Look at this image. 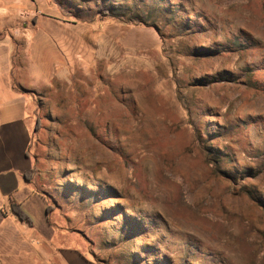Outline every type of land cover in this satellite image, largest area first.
I'll use <instances>...</instances> for the list:
<instances>
[{
	"label": "rangeland",
	"instance_id": "1",
	"mask_svg": "<svg viewBox=\"0 0 264 264\" xmlns=\"http://www.w3.org/2000/svg\"><path fill=\"white\" fill-rule=\"evenodd\" d=\"M11 7L55 46L24 75L32 177L70 242L98 264H264V0Z\"/></svg>",
	"mask_w": 264,
	"mask_h": 264
},
{
	"label": "crops",
	"instance_id": "2",
	"mask_svg": "<svg viewBox=\"0 0 264 264\" xmlns=\"http://www.w3.org/2000/svg\"><path fill=\"white\" fill-rule=\"evenodd\" d=\"M22 1L0 0V5L17 8ZM19 15L0 20V264H98L70 242L76 237L71 229L53 220L60 196L52 201L51 193L38 186L36 173L26 178L36 164L30 153L34 98L29 95L38 83H29L24 74L35 53L45 54L51 68L55 46L50 38L47 42L27 32L30 23L36 25L34 11L28 7ZM50 17L57 16L45 20L54 29Z\"/></svg>",
	"mask_w": 264,
	"mask_h": 264
},
{
	"label": "trees",
	"instance_id": "3",
	"mask_svg": "<svg viewBox=\"0 0 264 264\" xmlns=\"http://www.w3.org/2000/svg\"><path fill=\"white\" fill-rule=\"evenodd\" d=\"M131 19H133V17H131V18H129V20H131ZM214 165H216V163L214 162ZM214 167V166H213ZM216 167V166H215ZM214 167V168H215ZM215 169H218V168H215ZM33 170H31V172L30 173H28V174H26V178L28 179V180H31L33 177ZM14 212L16 213V215L18 216V217H24V215L21 213V211L18 209V208H15L14 207Z\"/></svg>",
	"mask_w": 264,
	"mask_h": 264
}]
</instances>
